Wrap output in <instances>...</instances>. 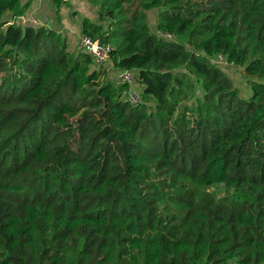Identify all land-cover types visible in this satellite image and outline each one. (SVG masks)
Wrapping results in <instances>:
<instances>
[{
  "label": "trees",
  "instance_id": "1",
  "mask_svg": "<svg viewBox=\"0 0 264 264\" xmlns=\"http://www.w3.org/2000/svg\"><path fill=\"white\" fill-rule=\"evenodd\" d=\"M36 1L0 0V264H264V0H102L81 33L135 70L137 106L55 29L8 23Z\"/></svg>",
  "mask_w": 264,
  "mask_h": 264
},
{
  "label": "rangeland",
  "instance_id": "2",
  "mask_svg": "<svg viewBox=\"0 0 264 264\" xmlns=\"http://www.w3.org/2000/svg\"><path fill=\"white\" fill-rule=\"evenodd\" d=\"M38 1H42L41 7H44L45 9V11H41L39 9L38 11L48 18L50 22L49 27L55 29L61 34L62 38H64L66 41L67 49L70 51L77 52L81 50L79 46V40L82 34L81 23L83 17L87 16L95 22H101V19L99 17V7L102 0H72L71 6H62V20L59 19L54 13V8L50 0H37L35 4H37ZM45 5H48L49 8L45 7ZM158 13L159 9H154L149 12V23L151 30L154 32L157 29ZM103 23L105 24L106 28V23ZM55 41L56 43H52L49 39H47L46 42L43 41L40 44V53H55L57 52L59 46L63 47L58 39H56ZM55 44L58 46L55 47ZM221 66H223L225 72L233 80L234 86L239 89L241 96L246 99L249 98V96L252 94V90L250 88V84L248 83V75L245 71V68L231 63ZM97 69L106 70L108 76L111 79L118 81V69L115 67L112 59L107 63V65ZM198 83L199 82L197 81L196 84ZM136 87L137 89L141 90L143 85L139 82H136ZM64 95L66 97H69L70 91L68 89H65ZM82 95V93L79 94V96L81 97ZM202 95L203 90L201 86L198 85L195 93L191 96L188 102L191 104H196L197 98H201ZM146 128L147 129L145 131V136L142 139V143L145 148L150 149V146L161 135L162 130H157L155 124H153L151 127L149 125Z\"/></svg>",
  "mask_w": 264,
  "mask_h": 264
},
{
  "label": "built area",
  "instance_id": "3",
  "mask_svg": "<svg viewBox=\"0 0 264 264\" xmlns=\"http://www.w3.org/2000/svg\"><path fill=\"white\" fill-rule=\"evenodd\" d=\"M8 23H15L23 28L42 26L47 27L50 25L48 18L42 15L36 8H32L25 14L11 19V21ZM164 35L168 38H173L171 33H165ZM79 46L83 52L91 55L94 58L97 68L107 65V63L112 59V53L114 50L113 45L111 43H104L99 38H94L88 34H81ZM223 60V56L220 55L217 61L223 62ZM137 78L138 76L133 69H118L117 79L119 82L127 84L128 87L124 92V96L126 102H128L131 106H137L143 101L142 93L136 87V82L138 80Z\"/></svg>",
  "mask_w": 264,
  "mask_h": 264
},
{
  "label": "crops",
  "instance_id": "4",
  "mask_svg": "<svg viewBox=\"0 0 264 264\" xmlns=\"http://www.w3.org/2000/svg\"><path fill=\"white\" fill-rule=\"evenodd\" d=\"M42 1H38L37 4L33 5V8L39 9L41 11H45L44 7H41ZM45 7L49 8L48 5H45Z\"/></svg>",
  "mask_w": 264,
  "mask_h": 264
}]
</instances>
